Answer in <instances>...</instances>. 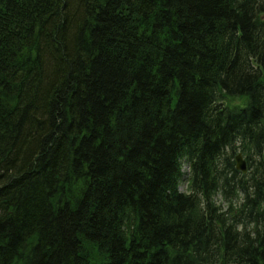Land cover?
<instances>
[{
    "label": "trees",
    "instance_id": "1",
    "mask_svg": "<svg viewBox=\"0 0 264 264\" xmlns=\"http://www.w3.org/2000/svg\"><path fill=\"white\" fill-rule=\"evenodd\" d=\"M217 263L264 264V0H0V264Z\"/></svg>",
    "mask_w": 264,
    "mask_h": 264
},
{
    "label": "rangeland",
    "instance_id": "2",
    "mask_svg": "<svg viewBox=\"0 0 264 264\" xmlns=\"http://www.w3.org/2000/svg\"><path fill=\"white\" fill-rule=\"evenodd\" d=\"M226 103L230 105H242L243 103H245V99L244 98H228ZM180 190L182 192L187 191V183H181Z\"/></svg>",
    "mask_w": 264,
    "mask_h": 264
},
{
    "label": "water",
    "instance_id": "3",
    "mask_svg": "<svg viewBox=\"0 0 264 264\" xmlns=\"http://www.w3.org/2000/svg\"><path fill=\"white\" fill-rule=\"evenodd\" d=\"M236 162H237V164H236L237 169H239V170H241L243 172H246V170H247L246 163L243 160L242 155L237 156Z\"/></svg>",
    "mask_w": 264,
    "mask_h": 264
},
{
    "label": "bare ground",
    "instance_id": "4",
    "mask_svg": "<svg viewBox=\"0 0 264 264\" xmlns=\"http://www.w3.org/2000/svg\"><path fill=\"white\" fill-rule=\"evenodd\" d=\"M239 155H241V152L236 153L235 160H236L237 156H239Z\"/></svg>",
    "mask_w": 264,
    "mask_h": 264
}]
</instances>
